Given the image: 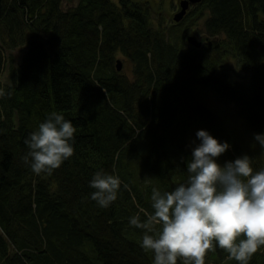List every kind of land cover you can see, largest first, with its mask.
Here are the masks:
<instances>
[{"label":"trees","instance_id":"obj_1","mask_svg":"<svg viewBox=\"0 0 264 264\" xmlns=\"http://www.w3.org/2000/svg\"><path fill=\"white\" fill-rule=\"evenodd\" d=\"M196 6L170 37L153 21L151 0H0V264H153L140 247L144 230L129 225L136 203L147 212L151 198L131 180L133 165L161 191L174 189L187 179L196 128L231 146L224 163L248 155L254 169L264 167L261 151L232 129L231 113L204 101L211 91L264 134V0ZM200 20L212 41L197 49L186 37ZM229 52L259 82L221 78L211 64ZM119 53L135 82L117 72ZM53 111L76 127L74 153L37 175L23 159L24 140ZM182 144L185 152L174 153ZM101 169L122 182L108 208L90 198ZM205 264L239 262L214 243ZM248 264H264V246Z\"/></svg>","mask_w":264,"mask_h":264},{"label":"clouds","instance_id":"obj_2","mask_svg":"<svg viewBox=\"0 0 264 264\" xmlns=\"http://www.w3.org/2000/svg\"><path fill=\"white\" fill-rule=\"evenodd\" d=\"M76 131L63 114L49 113L24 140L28 151L23 159L32 172L51 174L72 157ZM196 137L199 143L193 142L186 162V181L170 191L153 187L151 212L140 209L129 217V225L144 230L140 247L153 255V264H205L214 243L228 260L248 264L264 246V167L254 169L248 155L221 165L218 158L231 146L205 130ZM254 139L264 156V134ZM121 183L118 175L95 172L89 182L91 200L108 208L117 200ZM145 183L152 179L145 178Z\"/></svg>","mask_w":264,"mask_h":264},{"label":"rangeland","instance_id":"obj_3","mask_svg":"<svg viewBox=\"0 0 264 264\" xmlns=\"http://www.w3.org/2000/svg\"><path fill=\"white\" fill-rule=\"evenodd\" d=\"M180 1L181 0H155V1L151 0L152 4L155 5V7L153 8V18H152L153 21L155 23L163 22L161 25L158 26V28L161 29L162 26L165 27V32L170 37H172L175 34L181 33V31L176 30L174 26L179 24L174 21V16L180 11L179 8ZM195 7L197 6H194L191 9H189L187 16L184 18L185 20L193 14ZM161 17L164 19V21L160 19ZM191 36L195 37L203 45L205 43L212 41V39L208 40L204 35V20H200L196 24V26L192 29L188 37H186V41ZM23 52H25L24 47L23 48L20 47L19 49L14 51L15 63L19 62ZM232 54H233L232 52L221 53L220 61L214 60L211 64V66L216 70V72L221 76V78L225 76L231 85L234 84L237 87L245 85L246 88H250L253 84L259 82L255 78V76L251 73L252 67H248L246 65H239L237 60L231 56ZM117 58L122 62V70L121 72H119V74L125 78L127 77V79L129 78L130 81L135 82V79L132 77V71H133L132 64L120 53L117 56ZM7 74L8 71L6 69L4 72L5 82L8 81ZM262 96L264 98V89L262 92ZM204 101L206 105L209 108H211L214 112L221 113L224 110H228L231 113V115L228 117V120L232 122L231 127L232 129H234L236 135L239 138L246 140V142L251 143L257 150L261 151L262 153L260 145L254 139V136L256 134L250 131L248 126H244L243 121L236 120L234 109L220 104L211 91L204 92ZM192 123L196 124V121H193ZM235 125H238L237 127L238 129L236 128ZM194 131H195L194 138L192 140L191 139L188 140L191 147L195 146V144H193L194 141L196 144L199 143V140L196 137V133L198 132V129L196 128ZM173 151L174 153L179 154L181 152H185V147L183 144L181 146L176 145ZM217 162L220 163L221 165L225 164L220 158H218ZM133 166H134V177L131 178V180H133L134 183L138 185L140 192L145 193L147 195V190L152 191V188L157 187V184L151 176H149L147 173H145L142 170L141 164L139 162H134ZM145 178H151L152 183H145ZM148 202L150 206L147 209V212H151V198L150 200H148ZM140 209H141L140 206L137 205L136 203V210L139 211Z\"/></svg>","mask_w":264,"mask_h":264},{"label":"water","instance_id":"obj_4","mask_svg":"<svg viewBox=\"0 0 264 264\" xmlns=\"http://www.w3.org/2000/svg\"><path fill=\"white\" fill-rule=\"evenodd\" d=\"M202 0H181L179 2L180 11L174 16V21L176 23H180L184 17L186 16L187 12L192 6H196L201 3ZM189 45L199 49L202 47V43L199 42L195 37L191 36L187 39ZM116 70L117 72H121L122 70V62L120 60L116 63Z\"/></svg>","mask_w":264,"mask_h":264}]
</instances>
